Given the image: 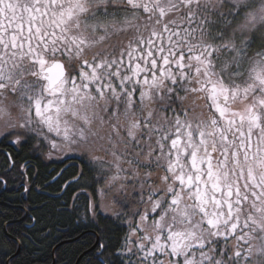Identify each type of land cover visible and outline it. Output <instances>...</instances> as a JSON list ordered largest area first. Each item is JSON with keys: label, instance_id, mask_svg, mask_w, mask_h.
Segmentation results:
<instances>
[{"label": "snow or ice", "instance_id": "snow-or-ice-1", "mask_svg": "<svg viewBox=\"0 0 264 264\" xmlns=\"http://www.w3.org/2000/svg\"><path fill=\"white\" fill-rule=\"evenodd\" d=\"M2 143L83 163L75 264H264V0H0Z\"/></svg>", "mask_w": 264, "mask_h": 264}, {"label": "trees", "instance_id": "trees-1", "mask_svg": "<svg viewBox=\"0 0 264 264\" xmlns=\"http://www.w3.org/2000/svg\"><path fill=\"white\" fill-rule=\"evenodd\" d=\"M56 157L46 160L33 149L25 147L18 151L16 146L0 144L2 264L16 257L21 248L23 254L19 258L35 261V264H68L69 260L75 264L84 250L82 246L86 247L90 230L81 226L80 217L73 209L78 206L82 210L92 188L66 190V185L75 182L72 173L83 167V163L66 156ZM73 164L77 167H71ZM84 183L81 181L82 185Z\"/></svg>", "mask_w": 264, "mask_h": 264}, {"label": "rangeland", "instance_id": "rangeland-1", "mask_svg": "<svg viewBox=\"0 0 264 264\" xmlns=\"http://www.w3.org/2000/svg\"><path fill=\"white\" fill-rule=\"evenodd\" d=\"M34 151H37V152L41 153L42 157H43L44 159H46V160L49 158V157H47V155H46V153H47V151H48L47 148H45V149L43 150V152H41V151H39V150H34ZM56 156H58V157H64V156H65V152L62 151V150H55V153L52 152V155H51L50 159H48V160H55V159L57 158ZM98 199H99V196H98Z\"/></svg>", "mask_w": 264, "mask_h": 264}, {"label": "water", "instance_id": "water-1", "mask_svg": "<svg viewBox=\"0 0 264 264\" xmlns=\"http://www.w3.org/2000/svg\"><path fill=\"white\" fill-rule=\"evenodd\" d=\"M8 156H9V155H8ZM10 160H11V159H10ZM11 162H12V160H11ZM19 252H20V249H19L18 253H19ZM18 253H17V254H18ZM17 254H16V255H17Z\"/></svg>", "mask_w": 264, "mask_h": 264}, {"label": "flooded vegetation", "instance_id": "flooded-vegetation-1", "mask_svg": "<svg viewBox=\"0 0 264 264\" xmlns=\"http://www.w3.org/2000/svg\"><path fill=\"white\" fill-rule=\"evenodd\" d=\"M10 157V156H9ZM11 159V158H10ZM12 160V159H11ZM12 163V162H11Z\"/></svg>", "mask_w": 264, "mask_h": 264}]
</instances>
